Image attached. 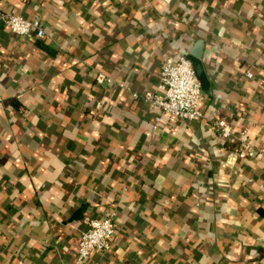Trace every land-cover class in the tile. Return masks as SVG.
Listing matches in <instances>:
<instances>
[{"label":"crops","instance_id":"1","mask_svg":"<svg viewBox=\"0 0 264 264\" xmlns=\"http://www.w3.org/2000/svg\"><path fill=\"white\" fill-rule=\"evenodd\" d=\"M5 13L45 35L0 20V264H73L84 219L110 211L109 250L83 264H264V159L227 163L235 144L211 122L156 124L143 97L202 40L203 114L264 149V0H0Z\"/></svg>","mask_w":264,"mask_h":264},{"label":"built area","instance_id":"2","mask_svg":"<svg viewBox=\"0 0 264 264\" xmlns=\"http://www.w3.org/2000/svg\"><path fill=\"white\" fill-rule=\"evenodd\" d=\"M2 23L15 35L43 38L45 31L37 19L28 20L24 17L5 13L0 15ZM189 53V52H188ZM188 53L182 51L176 59L167 57L160 68L156 89L144 94V99L156 110V124L163 116L174 117L183 121L207 119L224 140L234 143L232 150L227 152V163L238 159H264V149H255L241 131L234 135L228 124L220 119H211L203 114L201 103L204 98ZM246 78H252L250 70L245 71ZM111 80L103 74L96 76L98 84L109 83ZM4 98L0 95V105ZM115 213L110 211L103 218L84 219L85 229L81 231L73 264H83L92 252L103 253L109 250L115 234Z\"/></svg>","mask_w":264,"mask_h":264},{"label":"water","instance_id":"3","mask_svg":"<svg viewBox=\"0 0 264 264\" xmlns=\"http://www.w3.org/2000/svg\"><path fill=\"white\" fill-rule=\"evenodd\" d=\"M202 53H203V41L198 40L195 42L192 49L189 51L187 55V59L191 62L195 76L199 81L202 91L206 94H210L211 93L210 82L201 62ZM84 210H85V206H82L77 211H75V213L72 215V220L82 219Z\"/></svg>","mask_w":264,"mask_h":264}]
</instances>
